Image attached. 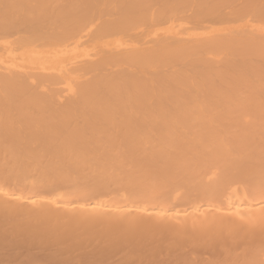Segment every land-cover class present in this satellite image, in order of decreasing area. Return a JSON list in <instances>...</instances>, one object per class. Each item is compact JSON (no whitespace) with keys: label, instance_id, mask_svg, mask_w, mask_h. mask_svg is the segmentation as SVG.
I'll list each match as a JSON object with an SVG mask.
<instances>
[{"label":"bare ground","instance_id":"bare-ground-1","mask_svg":"<svg viewBox=\"0 0 264 264\" xmlns=\"http://www.w3.org/2000/svg\"><path fill=\"white\" fill-rule=\"evenodd\" d=\"M264 0H0V264H260Z\"/></svg>","mask_w":264,"mask_h":264},{"label":"snow or ice","instance_id":"snow-or-ice-1","mask_svg":"<svg viewBox=\"0 0 264 264\" xmlns=\"http://www.w3.org/2000/svg\"><path fill=\"white\" fill-rule=\"evenodd\" d=\"M260 264H264V260H261Z\"/></svg>","mask_w":264,"mask_h":264}]
</instances>
